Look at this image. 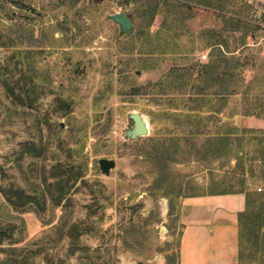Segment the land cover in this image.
I'll list each match as a JSON object with an SVG mask.
<instances>
[{
  "label": "rangeland",
  "instance_id": "rangeland-1",
  "mask_svg": "<svg viewBox=\"0 0 264 264\" xmlns=\"http://www.w3.org/2000/svg\"><path fill=\"white\" fill-rule=\"evenodd\" d=\"M247 5L261 28L235 52L246 63L239 90L251 83L250 93L264 97V0L222 3L225 10ZM138 6L124 0H0V66L11 59L17 64L12 82L26 81L39 91L33 106H24L13 102L0 82V223L16 226L14 237L0 244V264H7L9 247L34 264H168L169 251L178 250L179 213L168 215V198L153 187V166L143 150L147 137L166 134L165 112L185 97L174 85L148 84L194 64L196 75L210 59V30L223 23L213 9L192 1L189 8H177L173 23H164V5L149 27L135 26L133 17L132 31L120 35L109 15H134ZM228 40L234 48L233 38ZM28 65L32 80L18 72ZM206 100L221 104L216 97ZM241 102V93L231 97L219 114L222 121L261 129L255 134L263 137V117L229 115ZM130 111L147 117L149 135L122 137V129L132 124ZM28 143L42 146L41 155L22 153ZM246 146V166L259 172L262 161L247 160L257 155L258 141ZM100 158L115 160L109 175L101 173ZM67 162L81 165L84 176L60 205L47 196L44 211L17 210L3 196L2 187H36L44 172ZM171 169L195 184L197 192L240 187L242 170L235 160L190 161ZM259 177L253 188L264 191ZM73 224L78 229L69 237ZM162 226L167 229L161 235Z\"/></svg>",
  "mask_w": 264,
  "mask_h": 264
},
{
  "label": "trees",
  "instance_id": "trees-1",
  "mask_svg": "<svg viewBox=\"0 0 264 264\" xmlns=\"http://www.w3.org/2000/svg\"><path fill=\"white\" fill-rule=\"evenodd\" d=\"M192 1H196L207 9H213L221 18L223 26L219 30H210L208 43V46L212 48L210 59L199 65L196 75L192 72V69L193 71L195 69L194 64L185 70L171 69L161 79L148 84L154 88L164 84L174 85L183 89L180 94L185 98L179 104H175L174 108V104L171 105L174 110L165 112L164 117L168 123L166 134L162 137L155 135L147 137L143 155L153 166L151 171L154 175L153 187L161 190L162 196L168 198L169 216L176 214V211L179 213L183 197L245 192L246 207L238 213V264H264V191H257L252 186L255 177L260 178L259 174L264 180V136L255 134L262 131L261 129L239 128L228 120L222 121V117L219 116L224 111L228 100L241 93V105L233 107L229 115L264 118V97L250 93L251 83L245 89L239 90L243 87L240 82L244 80L242 70L246 63L241 61L240 54L235 52L246 47L248 36L253 37L254 31L261 28L260 24L255 23L249 16L248 10L251 6L240 7L238 10H225L222 6L224 0H163V2L162 0H124L125 3L132 2L140 5L134 15L128 14L131 19L133 17L138 19L135 26L140 28L149 27L156 16L161 14L164 5L167 7L164 23L169 21L173 23L177 8H189ZM185 18L187 17H183L182 20ZM261 20L264 22V14L261 15ZM141 23L144 24L141 25ZM231 37L234 48L228 40ZM16 65L14 66L10 59L0 66V82L13 102L32 107L39 91L35 84L29 86L26 81L24 84L12 82ZM30 71L28 65L25 72L23 69L18 72L32 80ZM197 81L201 83L198 84ZM189 85L195 88V91L187 88ZM210 96L222 101L219 107L210 104V100H206ZM63 103L69 110L68 103L66 101ZM153 121L152 118L151 122ZM255 140L259 145V148L254 151L257 155L250 156L247 160H261L262 168L259 172L252 165L246 166L245 160L249 153L246 145ZM43 150L44 148L38 144L28 143L22 147L21 151L31 156H39ZM221 158L235 160L238 168L242 170L238 179L240 186L238 189L212 188L208 192H197L195 184L189 180L186 181L181 174L171 169L175 164L190 161L209 165ZM83 176L81 165L73 162L59 163L44 172L41 182L36 187L9 185L2 187L1 191L6 201L17 210L44 211L47 196L50 197L53 205H60L75 182L80 178L83 179ZM15 227L12 223H0V244L14 237ZM77 229L78 227L73 224L71 231L68 232L69 237H73L72 233ZM17 250L16 247L5 249L9 252L5 260L7 264H34L28 262L26 257H21ZM180 255L179 243L177 251L172 250L167 254V263L180 264ZM87 264H97V262L89 260Z\"/></svg>",
  "mask_w": 264,
  "mask_h": 264
},
{
  "label": "crops",
  "instance_id": "crops-1",
  "mask_svg": "<svg viewBox=\"0 0 264 264\" xmlns=\"http://www.w3.org/2000/svg\"><path fill=\"white\" fill-rule=\"evenodd\" d=\"M245 207V192L183 197L180 264H238V213Z\"/></svg>",
  "mask_w": 264,
  "mask_h": 264
},
{
  "label": "water",
  "instance_id": "water-1",
  "mask_svg": "<svg viewBox=\"0 0 264 264\" xmlns=\"http://www.w3.org/2000/svg\"><path fill=\"white\" fill-rule=\"evenodd\" d=\"M109 19L115 21L119 26L120 35L128 34L132 31L134 23L125 12H118L109 15ZM127 118L132 121V124H127L121 132L124 139H137L141 136L149 135L150 123L147 117L139 111H130ZM99 168L103 175H109L112 168L115 166V160L109 158H100L98 160ZM166 226L161 227L160 234L166 230Z\"/></svg>",
  "mask_w": 264,
  "mask_h": 264
},
{
  "label": "built area",
  "instance_id": "built-area-1",
  "mask_svg": "<svg viewBox=\"0 0 264 264\" xmlns=\"http://www.w3.org/2000/svg\"><path fill=\"white\" fill-rule=\"evenodd\" d=\"M261 188H259V190H260Z\"/></svg>",
  "mask_w": 264,
  "mask_h": 264
}]
</instances>
